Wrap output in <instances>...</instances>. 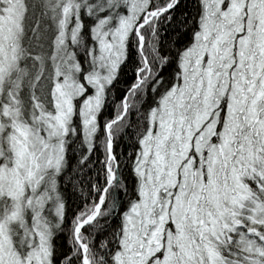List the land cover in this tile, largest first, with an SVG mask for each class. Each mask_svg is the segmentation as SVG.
I'll use <instances>...</instances> for the list:
<instances>
[{"label":"snow or ice","instance_id":"1","mask_svg":"<svg viewBox=\"0 0 264 264\" xmlns=\"http://www.w3.org/2000/svg\"><path fill=\"white\" fill-rule=\"evenodd\" d=\"M0 264H264V0H0Z\"/></svg>","mask_w":264,"mask_h":264}]
</instances>
